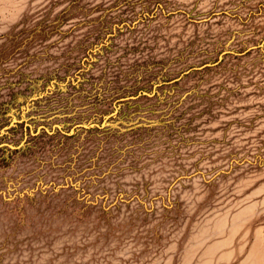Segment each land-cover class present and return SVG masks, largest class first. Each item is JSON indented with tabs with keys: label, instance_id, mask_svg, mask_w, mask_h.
<instances>
[{
	"label": "rangeland",
	"instance_id": "1",
	"mask_svg": "<svg viewBox=\"0 0 264 264\" xmlns=\"http://www.w3.org/2000/svg\"><path fill=\"white\" fill-rule=\"evenodd\" d=\"M0 264H264V0H0Z\"/></svg>",
	"mask_w": 264,
	"mask_h": 264
}]
</instances>
